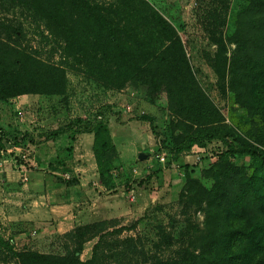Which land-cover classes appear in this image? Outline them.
<instances>
[{
    "label": "rangeland",
    "instance_id": "rangeland-1",
    "mask_svg": "<svg viewBox=\"0 0 264 264\" xmlns=\"http://www.w3.org/2000/svg\"><path fill=\"white\" fill-rule=\"evenodd\" d=\"M145 1L180 36L192 72L217 109L230 141L264 149V92L251 85L252 75L264 78V61L255 66L245 57L246 50L239 52L231 42L237 36L235 22L245 0ZM9 18L21 23L24 48L64 68L66 85L62 95H28L0 102V235L10 239L12 231L2 218V208L17 201L13 198L17 188L30 185L33 192L45 188L47 180L68 181L69 169L63 162L70 158L72 147L66 138L75 141L77 135L102 122L118 148L121 166L111 172L122 202L115 217L98 222L87 235L99 234L83 245L80 260H91L98 244L93 264H185L205 235L208 210L200 188L192 184L197 181L212 190L215 176L223 173L224 164L216 161L226 151L225 145L212 141L185 149L182 141L189 128L177 106H155L136 82L117 84L91 73L86 63L64 55L42 24L20 15ZM68 127L57 138L64 140L63 155L48 162L36 146L44 143V133ZM229 161L245 171L238 177L243 187L235 213L233 205L222 206L218 219L232 214V252L240 256L239 264H247L253 254L264 264V163L249 156ZM252 177L253 186H248ZM70 232L53 234L29 249L69 257L76 246L67 236ZM10 240L15 250L26 244ZM0 264L18 263L10 253L0 251Z\"/></svg>",
    "mask_w": 264,
    "mask_h": 264
},
{
    "label": "trees",
    "instance_id": "trees-1",
    "mask_svg": "<svg viewBox=\"0 0 264 264\" xmlns=\"http://www.w3.org/2000/svg\"><path fill=\"white\" fill-rule=\"evenodd\" d=\"M242 6L235 22L237 36L231 42L239 52L246 50L245 57L258 66L264 61V0H245ZM9 15L24 16L42 24L62 53L86 63L91 73L117 84L136 82L155 106H177V113L189 128L182 141L186 143L185 149L202 142L220 141L225 145L226 151L216 161L224 164L223 173L215 176L212 190L207 191L197 181L192 184L200 188L208 210L205 235L200 236L198 249L188 255L185 264H239L240 256L232 252L235 239L232 214L243 187L238 179L243 170L229 158L249 156L264 163V149L230 141L217 109L192 72L186 48L173 26L145 0H0L1 103L28 95H62L66 85L64 68L42 61L22 46L23 27ZM251 85L264 92L261 76L252 75ZM68 129L44 133L43 141H54ZM87 132L93 135L92 152L100 183L114 194L111 170L121 163L109 129L97 122ZM74 181L69 177L64 183L71 185ZM253 183L252 177L247 185ZM231 205L232 214L219 221L217 211ZM97 224L78 226L67 235L76 244L69 257L46 256L27 247L15 250L12 241L1 235L0 251L10 253L18 264H93L98 244L93 247L91 260L81 261L80 254L86 242L98 237L99 234L87 237ZM247 264L262 261L253 254Z\"/></svg>",
    "mask_w": 264,
    "mask_h": 264
},
{
    "label": "crops",
    "instance_id": "crops-1",
    "mask_svg": "<svg viewBox=\"0 0 264 264\" xmlns=\"http://www.w3.org/2000/svg\"><path fill=\"white\" fill-rule=\"evenodd\" d=\"M66 140L72 153L63 163L69 169L66 175L75 183L47 180L45 188H36L33 192V186L18 187L13 194L17 201L2 208V218L12 231L10 239L25 242L23 247L33 248L53 234L62 235L78 226L112 219L118 213L121 198L106 191L99 180L92 152L93 135L84 132L77 135L75 141ZM28 146L34 150V146ZM36 149L45 160L52 162L63 155L66 148L64 140L56 139L39 144ZM121 162L125 165L122 159Z\"/></svg>",
    "mask_w": 264,
    "mask_h": 264
},
{
    "label": "built area",
    "instance_id": "built-area-1",
    "mask_svg": "<svg viewBox=\"0 0 264 264\" xmlns=\"http://www.w3.org/2000/svg\"><path fill=\"white\" fill-rule=\"evenodd\" d=\"M161 162L162 161H164V158L163 157H161V158H158ZM67 179H68V177H67Z\"/></svg>",
    "mask_w": 264,
    "mask_h": 264
}]
</instances>
